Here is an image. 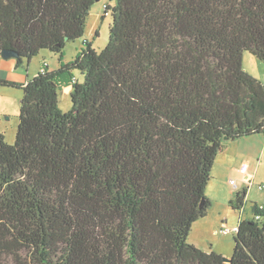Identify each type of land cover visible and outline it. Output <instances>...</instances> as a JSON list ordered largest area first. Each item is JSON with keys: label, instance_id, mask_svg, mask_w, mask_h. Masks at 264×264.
<instances>
[{"label": "trees", "instance_id": "1", "mask_svg": "<svg viewBox=\"0 0 264 264\" xmlns=\"http://www.w3.org/2000/svg\"><path fill=\"white\" fill-rule=\"evenodd\" d=\"M95 1L0 0V52L62 56ZM108 1L102 50L0 77L24 92L15 142L0 132V264H264L258 203L230 261L188 239L225 139L264 134V84L243 67L264 61V0Z\"/></svg>", "mask_w": 264, "mask_h": 264}, {"label": "rangeland", "instance_id": "2", "mask_svg": "<svg viewBox=\"0 0 264 264\" xmlns=\"http://www.w3.org/2000/svg\"><path fill=\"white\" fill-rule=\"evenodd\" d=\"M108 3V0H99L94 2L87 16L84 35L75 40L68 41L64 47L62 56L49 49H42L41 52H46L49 55V59H46L47 63L50 61L51 63H54L56 59L62 62H69L73 60L85 46V41L92 42L93 47L98 51L102 50L109 41L110 26L112 23L111 13L105 15V4ZM36 56L33 57V65L30 68L32 77L36 76L40 69V60L38 61ZM41 61L43 63L44 60L41 59ZM243 67L264 84L263 60L259 59L251 52L246 51L243 56ZM25 69L28 70L29 68L26 66ZM73 74L80 82L83 81L84 76L79 70L74 69ZM68 79V74L59 78V105L64 111H67L72 107V84L71 82H68ZM23 95L24 92L21 88L9 85H0V132L4 134L5 140L8 143H14L16 140ZM250 139L252 141H250L249 146V141L245 138L234 140L225 139L224 144L226 145V150L215 162L214 173L216 175L211 177L209 181L207 186L208 193H211V191L215 189L214 184L218 185L220 183H224L222 176L226 175V182L228 184L229 182L231 184V178H235L237 187L241 189L245 186L246 189H249L247 199H251L250 201L254 199H259L260 201L264 200V189H260L261 186H264V154H262V149L264 147V134L257 133V135L250 137ZM242 162L247 166L248 171L253 175L252 185L249 187H247L245 181L241 179L233 170L234 167L240 166ZM231 188L236 187L234 184H231ZM250 201L245 204V207L252 203ZM214 210L215 207H213L211 212H214ZM224 211L229 215V221L222 222L223 224H221L231 227L235 224L237 225V213H243V209L234 210L233 208L227 206ZM234 235L235 232L224 234L218 230L217 232H213L212 235H209L208 237L202 233L200 229L195 227L191 230L188 239L189 242L198 241L199 244L201 243L200 245H203L204 248L202 249L206 251H209L211 248L218 249L226 258L233 255L235 245Z\"/></svg>", "mask_w": 264, "mask_h": 264}, {"label": "crops", "instance_id": "3", "mask_svg": "<svg viewBox=\"0 0 264 264\" xmlns=\"http://www.w3.org/2000/svg\"><path fill=\"white\" fill-rule=\"evenodd\" d=\"M36 57H37L38 61L40 60V63H39L40 68L45 62L47 63L46 59H49V55L46 52H41V51L38 53V55ZM41 59L44 60L43 63H42ZM26 61H27L26 59H23L21 63H18V58L6 59V58L2 57L0 54V77L6 78V79H11V80H14V81L20 82V83H27L28 80L33 78L31 73H30V68L33 65L32 63L34 61V58H32L31 60H29L27 62ZM47 65H48L49 70L57 69L60 66V61L56 59L54 61V63H51V61H50L47 63ZM26 66L29 68L28 70L25 69ZM39 71H40V69H39ZM255 135H257V133L249 135V136L241 137L238 139H243V138L247 139V141H249L248 142V146H249L250 141H252L251 139H253V138L250 139V137H253ZM225 150H226V145L224 144V149L217 155L216 160L220 157L221 154H223L225 152ZM262 154H264V147L262 149ZM216 160H215V162H216ZM214 165H215V163H214ZM243 165L244 164L242 162L240 164V166L234 167L233 170L236 172V174L241 179L244 180L247 178V174H244L242 172V166ZM248 173H250V172L248 171ZM215 175L216 174L214 173V166H213L212 177H214ZM217 176H219V175H217ZM222 179L224 180V183H222V184L220 183L218 185L214 184L215 189H213L211 191V193H208V187H206V189H207L206 190V196L211 200V207L209 208L207 214L204 217H201L194 222L193 227H192V229H194L195 227L200 229L202 231V233H204L208 237H209V235H212L213 232H217L218 230L220 231V227L223 226L222 222H228L229 221V215L224 210L227 206L233 208L234 210L238 209V208L233 206L234 204L237 205L238 198H240L242 201H244V204H243L244 208H243V206L240 208V210L243 209V213L242 212L240 214L237 213L238 214V223L243 219H249V218L253 217V214H254L253 205H254V203L264 204V200L260 201L259 199H254V200L250 201L251 199H247V197L249 195V189H246L245 186H243L241 189L239 187L238 188H231L230 182H229V184L226 182V175L222 176ZM243 190H246V194H244ZM249 201L252 203H250L249 206L245 207V204H247V202H249ZM213 207H215V210H214V212H211ZM217 228H219V229H217ZM190 242L195 244L196 246H198L200 248H204L203 245H200L201 243L200 244L198 243V241H190ZM211 250H215V251L221 253L218 249H212L211 248L209 251H211ZM228 258H230V257H228Z\"/></svg>", "mask_w": 264, "mask_h": 264}, {"label": "built area", "instance_id": "4", "mask_svg": "<svg viewBox=\"0 0 264 264\" xmlns=\"http://www.w3.org/2000/svg\"><path fill=\"white\" fill-rule=\"evenodd\" d=\"M105 7H106V5H105ZM105 14H109V12H105ZM46 66H47V63L45 62V63L41 66L40 71H41V72H44V71L46 70ZM242 172H243L244 174H247V178L244 179V181H245L247 187H249L250 185H252L251 183H252V177H253V175H252L251 173H248V168H247L246 165H243V166H242ZM230 181H231V184H234V186H235L236 188H238V187L236 186V179H235V178H231ZM260 189H264V186H261ZM258 205H259V208H264V204H262V203H258ZM254 216H255L256 218H260V215L257 214V213H256V214L254 213ZM220 231L223 232L224 234H228V233H232V232L237 233V232L239 231V224L234 225V226H232V227H231V226H224V225H223V226L220 227Z\"/></svg>", "mask_w": 264, "mask_h": 264}, {"label": "water", "instance_id": "5", "mask_svg": "<svg viewBox=\"0 0 264 264\" xmlns=\"http://www.w3.org/2000/svg\"><path fill=\"white\" fill-rule=\"evenodd\" d=\"M99 1V0H97ZM1 56L8 59V58H19L20 57V54L16 51V50H13V49H3L1 52H0ZM203 203V202H202ZM226 261H230V258L226 257L225 258Z\"/></svg>", "mask_w": 264, "mask_h": 264}, {"label": "bare ground", "instance_id": "6", "mask_svg": "<svg viewBox=\"0 0 264 264\" xmlns=\"http://www.w3.org/2000/svg\"><path fill=\"white\" fill-rule=\"evenodd\" d=\"M257 205V204H256Z\"/></svg>", "mask_w": 264, "mask_h": 264}]
</instances>
